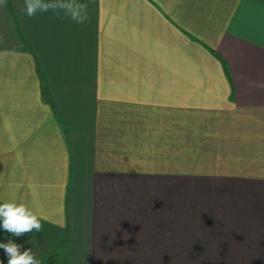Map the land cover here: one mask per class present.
I'll use <instances>...</instances> for the list:
<instances>
[{
  "label": "crops",
  "instance_id": "obj_1",
  "mask_svg": "<svg viewBox=\"0 0 264 264\" xmlns=\"http://www.w3.org/2000/svg\"><path fill=\"white\" fill-rule=\"evenodd\" d=\"M24 2L0 6V203L42 230L0 243L264 264V0H78L83 24Z\"/></svg>",
  "mask_w": 264,
  "mask_h": 264
},
{
  "label": "clouds",
  "instance_id": "obj_2",
  "mask_svg": "<svg viewBox=\"0 0 264 264\" xmlns=\"http://www.w3.org/2000/svg\"><path fill=\"white\" fill-rule=\"evenodd\" d=\"M5 0H0L3 6ZM52 10L62 11L65 16L70 17L76 23L83 24L88 17V4L79 3L78 0H25L23 11L31 18L37 12H48ZM42 217L31 210L23 203L15 202L0 203V226L12 234L19 237L34 230H42ZM21 245L12 240L7 243H0V249H4L8 256V264H41V261L34 255L31 248L21 251ZM2 264V262H0Z\"/></svg>",
  "mask_w": 264,
  "mask_h": 264
},
{
  "label": "trees",
  "instance_id": "obj_3",
  "mask_svg": "<svg viewBox=\"0 0 264 264\" xmlns=\"http://www.w3.org/2000/svg\"><path fill=\"white\" fill-rule=\"evenodd\" d=\"M54 260L52 258H48L45 264H53Z\"/></svg>",
  "mask_w": 264,
  "mask_h": 264
}]
</instances>
